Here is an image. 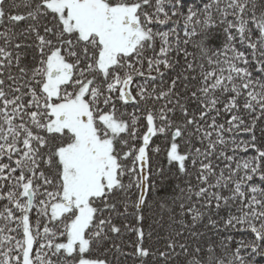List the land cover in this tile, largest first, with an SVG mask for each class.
Segmentation results:
<instances>
[{
  "label": "snow or ice",
  "instance_id": "6c2138e0",
  "mask_svg": "<svg viewBox=\"0 0 264 264\" xmlns=\"http://www.w3.org/2000/svg\"><path fill=\"white\" fill-rule=\"evenodd\" d=\"M0 27V264H253L242 251L264 254V0H0ZM158 134L168 162L189 176L190 164L197 183L161 199L162 247L125 224L137 240L124 253L114 221H145ZM201 226L217 239L202 240ZM106 243L113 259L94 257Z\"/></svg>",
  "mask_w": 264,
  "mask_h": 264
},
{
  "label": "trees",
  "instance_id": "16d2710c",
  "mask_svg": "<svg viewBox=\"0 0 264 264\" xmlns=\"http://www.w3.org/2000/svg\"><path fill=\"white\" fill-rule=\"evenodd\" d=\"M17 2H20V0H17ZM199 0H186V3H198ZM23 11V9H21ZM0 31H3V27H0ZM239 47V45H237ZM189 51H193L192 48H189ZM181 64H183V60H181ZM179 71V69H177ZM171 75V74H169ZM254 75L258 76V73L254 72ZM169 79L168 76L165 77V81ZM141 82L142 81H137ZM190 83L195 84L197 83L196 81H191ZM157 85H159V82H157ZM149 86L151 87V82H149ZM165 88L167 87V83L163 85ZM133 95L136 94V89L135 86H133ZM139 99V97H137ZM148 106L152 105V101H148ZM161 102H156V106L159 107V104ZM144 104L141 102V107H143ZM117 107L119 108L120 105L117 104ZM136 107V105L129 103L126 106V109H121V111H127V112H132L133 109ZM191 107V105H190ZM228 114L221 111L219 117L217 118L218 123H225L226 120L228 119ZM176 119H180L179 114L177 113ZM139 127H140V133L143 131H146L145 127V121L143 119L140 120L139 122ZM225 127H227V124L225 123ZM264 128V123H260L257 126V136L258 138L264 140V137H261L260 135V129ZM191 131V129H189ZM138 133V136L139 134ZM226 136L230 135L229 133L225 134ZM240 138L242 139H249L250 137L246 134H241ZM177 142L180 144V151L184 152L186 150V145L182 140L178 138ZM142 143V141L138 138L135 141V144L139 146ZM160 147V152H154V151H149V161L145 169V174H150V182H153L157 185V189L155 191H152L149 193V208H146L144 210V215L146 217L145 221L143 222L142 225H137L136 220L132 216H127L123 218H117L115 219V223L119 226H121V234L120 235H115L111 234V240L112 242H115L116 244H119L121 246V249L124 253H134V245L137 240V235L135 232L130 231L128 228H125L124 225H130L131 227H139L142 226L145 230L146 236L144 240V245L149 246L151 245V250L155 251V249L162 247L164 241L160 240L157 241L156 237L159 235L160 237H163L166 233L164 229L159 228L156 224L153 223V220L159 219V214H160V208H159V203L162 198L166 197H181V192L179 189L176 188V185L179 184L181 188L187 187L186 181H191L193 185L197 183L195 176H196V169L192 168L190 164L186 162V167L188 168V172L191 173V175H185L183 173H180L178 170V165L173 162L169 163L166 155V149L170 146L169 143L166 142V138L163 135L158 134L157 136L152 138L150 148H155L156 146ZM200 146V145H197ZM231 154V153H229ZM252 154V153H249ZM238 155H244L243 153H238ZM214 162L219 163V161H216L215 158ZM128 163L131 165L132 161L129 160ZM223 165L221 164V167ZM163 168L164 171L162 174L158 175L159 169ZM128 182V177H125V183ZM258 182V181H257ZM128 195L131 197L132 200H135L137 198V189L132 188ZM195 200V198H193ZM6 203V201H0V208H2L3 204ZM179 203V201H177ZM121 211L123 209L121 208ZM132 209H129V212H131ZM176 211H179L178 207L176 208ZM224 213L222 212L221 215ZM107 215V213H105ZM167 212L164 213V218H165V225L167 222ZM205 223H207V220H205ZM152 225V228L155 229V232L153 233V238L149 240L147 237V232L150 230L149 225ZM0 226H2V223H0ZM200 231H203L206 233L205 237H202L201 239H206L207 237H211L213 240L217 239L215 236H213V230L211 228L205 229L203 226L200 227ZM225 233L221 232L220 236H224ZM234 235V240L239 241L240 239H244L247 242H250L254 239V235L250 232L248 233H233ZM111 245L110 243H106L103 246H101L98 249H95L92 253L94 257L98 256L100 258H107L109 260L113 259V252H115V249H113L112 252L107 253V256L104 255L105 249L109 248ZM237 245L233 243L231 245V249H235ZM179 251V249H177ZM242 255H245L247 259L250 262H253V264H264V254L260 253H255L252 252L251 249H248L247 251H242ZM69 259H71L69 257ZM122 264H140V261L134 257V255H128L127 257H121ZM146 264H162V262L158 259H156L153 256H149L146 260Z\"/></svg>",
  "mask_w": 264,
  "mask_h": 264
}]
</instances>
